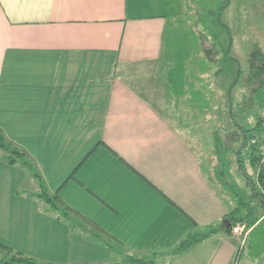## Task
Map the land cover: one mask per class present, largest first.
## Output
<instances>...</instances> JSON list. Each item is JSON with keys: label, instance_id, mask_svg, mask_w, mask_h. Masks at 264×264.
I'll return each mask as SVG.
<instances>
[{"label": "crops", "instance_id": "obj_1", "mask_svg": "<svg viewBox=\"0 0 264 264\" xmlns=\"http://www.w3.org/2000/svg\"><path fill=\"white\" fill-rule=\"evenodd\" d=\"M178 11L172 0H0V128L35 161L47 190L103 233L71 230L24 194V222L0 219V244L9 247L11 234L37 262L117 264L122 252H170L234 208L192 148L203 123L189 137L188 125L132 87L158 69L174 104L188 94L185 72L179 93L168 76ZM175 63L184 71L187 61ZM186 103L203 111L189 94ZM22 186L38 192L26 170L0 160V211ZM234 240L219 234L169 264H264Z\"/></svg>", "mask_w": 264, "mask_h": 264}, {"label": "rangeland", "instance_id": "obj_2", "mask_svg": "<svg viewBox=\"0 0 264 264\" xmlns=\"http://www.w3.org/2000/svg\"><path fill=\"white\" fill-rule=\"evenodd\" d=\"M172 1L177 3L179 11L170 22L169 29L174 35L172 42L174 53L172 52L173 59L170 61L173 67L168 71V76L175 84L173 91L179 93L178 89H181L183 72H185L184 76L188 78V85L192 83L193 88L201 91L206 99L205 103L199 106V108L202 106L203 111L200 110L198 113L196 110L191 109L190 111L186 103L188 94H184L182 100L179 99L180 101L174 104L173 98L159 77L158 69L150 77L146 74L136 75V79L131 80L132 87L158 113L170 117L172 122L182 120V125H188L189 137L193 136L192 132L196 130L194 126H200L203 123V129H199L201 142L194 140V136L190 137V141L193 142L192 148L198 157L204 159L208 170L209 165L210 173L216 165L213 155V135L216 134L221 144L229 149L226 154L230 162L229 173L232 179L243 188L244 181L238 172L237 156L243 161L249 176L255 178L256 166H251L250 162V157H253V154L255 156V149L251 146L254 149L251 151L247 142L250 141L252 135H259L261 140L264 139V84L261 89L259 88L260 83L264 82V70L258 76L260 78L253 80L251 88L248 85L249 78L253 77V54L259 50L264 54V0ZM226 1L227 5L219 15V11ZM218 20L226 26L228 31L219 25ZM228 36L232 44L227 54ZM211 48L212 51H210ZM180 49L181 51H179ZM177 52L180 53L177 54ZM185 61L187 64L184 65V71H182L183 65L175 62L184 64ZM238 68L240 74L235 86L231 89V104H229L228 93ZM188 85L185 86V91H187ZM176 106H179L181 113L188 116L182 118L178 116L179 110L175 109ZM198 114L199 116H197ZM201 114L204 115V118ZM257 126H261L260 130H253ZM240 128L248 133L245 147L242 146ZM0 154L3 152L0 151ZM246 193L249 194V192ZM222 194L234 202L231 194L228 192ZM3 199L0 189V201ZM5 202L8 203V207L6 210L0 211V219L9 223L24 222V186L18 188L13 196L7 195ZM41 203L43 204V202ZM257 224L248 230L244 225H241L242 230L236 233L233 232V228L232 236L240 248L245 247L241 255L250 254L261 260L264 256V222L258 224L257 229L248 237L250 231H253ZM8 237L12 242L9 248L11 247L14 251L18 250L16 248H24L23 241L16 244L18 242L14 241V236L10 234ZM249 243L252 250L247 249ZM122 253L126 261L128 254ZM3 256L0 252V258ZM117 261V264H125L122 256H117ZM38 263L64 264L40 261ZM156 264H160V262L158 261Z\"/></svg>", "mask_w": 264, "mask_h": 264}, {"label": "trees", "instance_id": "obj_3", "mask_svg": "<svg viewBox=\"0 0 264 264\" xmlns=\"http://www.w3.org/2000/svg\"><path fill=\"white\" fill-rule=\"evenodd\" d=\"M227 5V1L221 7L219 15L223 10L224 6ZM219 19V18H218ZM218 23L221 27L227 28L219 20ZM229 37V36H228ZM232 41L229 37V44L227 47V54L231 49ZM212 51V48L211 50ZM260 51V50H259ZM256 51L253 55V77L249 78V88L253 85V80L258 79L262 71L264 70V54ZM240 70L238 68L235 75L234 81L229 89V104H231V89L235 86ZM191 77V76H190ZM264 82L260 83L259 88L261 89ZM188 94L190 95L191 104H198V107L205 103L206 99L201 93L193 88L192 85L188 86ZM204 97V98H203ZM261 126H257L253 130H260ZM242 133V146L246 145L247 132L240 128ZM213 155L215 158L216 165L210 173L209 182L217 189L224 193L228 192L231 194L232 199L235 203L234 208L225 215L224 219L216 225H210L203 229H196L195 231L188 233L170 252L166 253H155L152 256L145 257H134L128 256L125 264H156L158 261L160 264H169L172 260L182 255L189 253L199 244L215 237L219 234L225 235L230 242L236 243L232 236V229L240 224L244 225L248 230L252 228L264 214V172L259 175V182L262 192L256 185L255 178L249 176L246 172L243 161L237 156L238 172L243 178L244 187H240L231 177L229 173L230 162L228 161L226 154L228 148L223 146L216 134L213 135ZM247 145L253 151L254 149L250 146L249 141ZM0 151L3 152L0 160L10 167H19L27 171L29 177L36 183L38 187L37 193L24 192L28 197H34L42 200L45 206L48 208L51 214H53L58 220L66 224L71 230H77L80 232H87L88 235L103 234L100 229L94 226L87 219L81 217L78 213L63 204L59 198L58 192L50 193L40 175L35 161L31 158L28 152L20 145L14 143L7 138L3 130L0 128ZM250 157L251 166H255L257 158L252 155ZM73 176V175H72ZM221 192V193H223ZM246 192H249L246 193ZM17 193V192H16ZM19 194V193H17ZM78 219V220H76ZM89 226L93 231H87L85 228ZM106 246L115 250L113 246L106 243ZM241 252V250H239ZM0 252L3 258H0V264H39L37 261L23 255L20 252L14 251L11 248L0 244ZM239 252V254H240ZM242 253V252H241Z\"/></svg>", "mask_w": 264, "mask_h": 264}, {"label": "built area", "instance_id": "obj_4", "mask_svg": "<svg viewBox=\"0 0 264 264\" xmlns=\"http://www.w3.org/2000/svg\"><path fill=\"white\" fill-rule=\"evenodd\" d=\"M255 135L250 137L249 144L250 146H253L255 149V156L258 159L256 163V173H255V182L257 184V187L259 190H261L260 182H259V175L261 172H264V139H260L261 136ZM263 193V192H262ZM241 225H237L234 227L233 232H238L239 230H242Z\"/></svg>", "mask_w": 264, "mask_h": 264}]
</instances>
